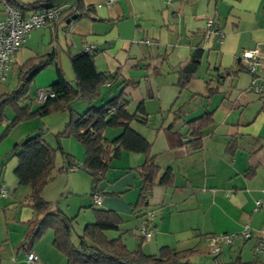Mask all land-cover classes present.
Returning <instances> with one entry per match:
<instances>
[{
    "label": "crops",
    "instance_id": "1",
    "mask_svg": "<svg viewBox=\"0 0 264 264\" xmlns=\"http://www.w3.org/2000/svg\"><path fill=\"white\" fill-rule=\"evenodd\" d=\"M17 1L27 4L34 0ZM82 1L93 9V18L58 22L54 28L30 32L15 53L13 67L0 81V97L10 91L6 81L15 68L18 73V66L26 60L55 51L56 62L32 81L36 92L27 104L35 108L37 90L56 81V67L74 83L67 52L88 49L95 54L97 70L115 76L101 88L93 105L115 97L123 99L131 113L143 105L147 123L132 121L131 127L150 142V156L159 167L147 205L155 213L152 237L143 240L137 232L140 213H135L134 205L141 182L135 169L144 163L145 153L122 151L110 163L97 185L101 195L96 205L117 212L123 223L115 231L117 235L107 232L106 236L122 238L130 232L133 238H122L127 248L133 250L140 244L150 255H158L162 246L199 249L190 261L206 264L213 257L209 235L239 233L246 227L251 236L222 245L217 260L230 262L239 255L244 261L264 262V249L254 250L258 240L264 243V206L255 209V202L264 196V97L252 90L248 72H237L240 54L258 48L262 65L257 79L264 82V0ZM3 2L6 0H0V18ZM207 17L219 23L220 41L206 38ZM197 48L202 54L195 77L180 89L178 70ZM228 70H233L232 75ZM71 107L81 113L87 105L78 100ZM205 112L211 113V122L202 129L201 147L194 149L185 142L170 146L169 132L182 135L187 142V122ZM13 115L7 108L0 135ZM67 122V111L34 117L18 123L0 139V264H68L52 245V230L33 242L26 238L35 218L32 208L24 204L30 189L20 185L14 175L17 157L6 158L15 143L35 133L55 146L54 136ZM121 131L108 127L103 135L111 140ZM61 145L78 162L83 161L84 150L73 138H62ZM63 166V160L56 166L55 155V168L42 197L56 202L69 218H78L81 210L93 205L92 180L78 169L62 168L60 172ZM166 169L172 173V182L160 183ZM105 192L116 195H102ZM29 252L37 255V261H27Z\"/></svg>",
    "mask_w": 264,
    "mask_h": 264
},
{
    "label": "trees",
    "instance_id": "2",
    "mask_svg": "<svg viewBox=\"0 0 264 264\" xmlns=\"http://www.w3.org/2000/svg\"><path fill=\"white\" fill-rule=\"evenodd\" d=\"M6 2L21 11L64 6L55 25L58 22H66L72 16L75 18L71 20L81 17L93 18V9L85 6L82 0H34L27 4L17 0H6ZM201 54L202 49H195L186 64L178 70L177 85L180 89L185 88L195 77ZM67 55L74 74V83L67 81L60 68L56 67L57 79L46 88L53 93V96L37 102L35 108L32 109L31 105H21V103L28 98L31 83L36 74L56 62L55 51L37 55L18 66L15 86L0 97V125L5 120L7 108L14 114L1 133L0 139L20 122L58 111L68 113V122L54 136L55 146L49 144L41 133H35L15 143L6 154V158L17 157L18 163L14 175L20 185L28 186L30 189L24 204L32 208L35 218L32 222L33 226L28 229L26 238L29 242H33L38 240L46 230H52V245L66 257L68 264H195L190 261V258L198 254L199 249L176 250L162 246L158 255H150L142 251L140 244L133 250L128 249L121 236L109 239L105 233L119 230L123 219L117 212L102 208L94 202L88 207L92 212L93 221L86 223L80 232H75L74 240L72 231L77 216L69 218L57 207L56 202L46 201L42 197V190L50 181L51 173L55 168L57 151H60L65 164L59 168L60 172L62 168L66 170L67 167H74L75 170H81L91 177V197L95 193L101 195L97 185L105 178L110 163L118 159L122 151L145 153L144 163L135 169L141 179L138 198L134 205L135 213H140L139 219L145 210H149L147 209L148 200L159 173L154 156H150V142L131 127L132 121L147 123L143 105H139L132 113L128 111L126 103L120 97L112 98L99 106L93 105V102L100 97L101 88L115 76L98 71L94 63L95 54L88 49L76 53L68 51ZM237 67V72L246 71L239 58ZM228 72L232 75L233 70ZM211 93V88H208V95ZM78 100L87 105L81 113L71 107L72 103ZM210 122V112H205L188 121L190 139L187 142L183 140L182 135L169 132L170 146L182 145L185 142L194 149L201 147L202 129ZM108 127L121 128L122 131L115 138L107 140L103 131ZM66 137L73 138L82 146L83 161L78 162L73 155L64 151L61 139ZM159 182L164 184L172 182V173L169 169L165 170ZM102 195L116 194L105 192ZM206 264H264V262L257 259L244 261L239 255L230 262H222L213 255L212 261Z\"/></svg>",
    "mask_w": 264,
    "mask_h": 264
},
{
    "label": "built area",
    "instance_id": "3",
    "mask_svg": "<svg viewBox=\"0 0 264 264\" xmlns=\"http://www.w3.org/2000/svg\"><path fill=\"white\" fill-rule=\"evenodd\" d=\"M115 1L108 0V3ZM62 8L65 7L57 6L21 11L13 8L7 2L2 3V17L0 18V81L6 78L7 73L13 67L15 53L24 44L30 32L36 28H54ZM205 36L207 39L216 37L218 41L222 38L220 25L212 17H207L206 19ZM145 43H148V40H145ZM239 59L244 64L246 72L251 75L252 90L264 97V82H260L257 79L258 70L262 65L259 49L245 50L240 54ZM48 96H53V93L44 88L38 89L36 101H43ZM66 170L74 171L75 168L67 167ZM1 192H3V189H1ZM92 199L95 204L100 202V196L96 193L92 195ZM262 206H264V196L255 202V209ZM152 217L153 212L145 210L138 221L137 232L143 240H148L152 237ZM250 236L251 234L246 227L239 233L209 235L207 237L209 254L217 255L222 245L232 244L236 239H247ZM263 245V241L258 240L254 248L255 252H261L264 249ZM26 259L28 262H34L37 261L38 257L33 252H29Z\"/></svg>",
    "mask_w": 264,
    "mask_h": 264
},
{
    "label": "rangeland",
    "instance_id": "4",
    "mask_svg": "<svg viewBox=\"0 0 264 264\" xmlns=\"http://www.w3.org/2000/svg\"><path fill=\"white\" fill-rule=\"evenodd\" d=\"M16 72L17 71H16V68H15L13 70V73H11V75L9 76V78L6 81V86L10 90H12L13 87L15 86V84H16V80H17V78H16L17 77L16 76L17 73ZM35 92L36 91H35L34 82H33L32 85H31V89L29 91V94H28V98L25 101H23L21 103V105H25V104L29 103L30 98L34 96ZM42 131H44V127H42ZM61 160H62V155H61L60 151H57L56 152V166L59 165ZM57 207H58V205H57ZM152 212H153V217H152V220H153L154 217H155V213H154V211H152ZM91 221H93V215H92L91 210L89 208L87 210L86 209L81 210L78 218H76V222L73 223L74 224V230L72 231V238L75 240V234L74 233L75 232H80L81 227H83L84 224L89 223ZM107 232H106L107 234H110L112 236H114L116 234L115 231H107ZM122 238L125 240L127 238L130 239V238H133V237L130 234V232H127V233L124 234V236Z\"/></svg>",
    "mask_w": 264,
    "mask_h": 264
},
{
    "label": "water",
    "instance_id": "5",
    "mask_svg": "<svg viewBox=\"0 0 264 264\" xmlns=\"http://www.w3.org/2000/svg\"><path fill=\"white\" fill-rule=\"evenodd\" d=\"M75 16H72L70 19H67L66 22H69L71 19H74Z\"/></svg>",
    "mask_w": 264,
    "mask_h": 264
}]
</instances>
